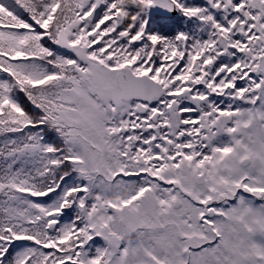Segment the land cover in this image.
Instances as JSON below:
<instances>
[{
  "label": "snow or ice",
  "instance_id": "6c2138e0",
  "mask_svg": "<svg viewBox=\"0 0 264 264\" xmlns=\"http://www.w3.org/2000/svg\"><path fill=\"white\" fill-rule=\"evenodd\" d=\"M0 264H264V0H0Z\"/></svg>",
  "mask_w": 264,
  "mask_h": 264
},
{
  "label": "trees",
  "instance_id": "16d2710c",
  "mask_svg": "<svg viewBox=\"0 0 264 264\" xmlns=\"http://www.w3.org/2000/svg\"><path fill=\"white\" fill-rule=\"evenodd\" d=\"M42 199H47V198H42ZM98 239V238H97Z\"/></svg>",
  "mask_w": 264,
  "mask_h": 264
}]
</instances>
